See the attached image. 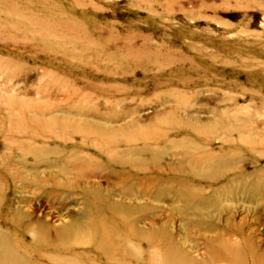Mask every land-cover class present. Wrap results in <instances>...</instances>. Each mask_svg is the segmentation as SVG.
<instances>
[{"label": "rangeland", "instance_id": "374dc122", "mask_svg": "<svg viewBox=\"0 0 264 264\" xmlns=\"http://www.w3.org/2000/svg\"><path fill=\"white\" fill-rule=\"evenodd\" d=\"M0 245L264 264V0H0Z\"/></svg>", "mask_w": 264, "mask_h": 264}, {"label": "bare ground", "instance_id": "6f19581e", "mask_svg": "<svg viewBox=\"0 0 264 264\" xmlns=\"http://www.w3.org/2000/svg\"><path fill=\"white\" fill-rule=\"evenodd\" d=\"M108 144V143H107ZM105 145V144H104ZM94 201V200H93ZM96 203V202H95ZM94 203V204H95ZM70 231H72V230H70ZM101 229H99L98 230V232H97V235L98 234H101ZM70 234H72V232H70L69 233V235ZM103 237V236H102ZM44 239V238H43ZM43 241H45V239L43 240ZM0 247H1V245H0ZM13 256L9 253V252H4V255H0V262H1V264H18V262H16L15 260H13V258H12Z\"/></svg>", "mask_w": 264, "mask_h": 264}]
</instances>
